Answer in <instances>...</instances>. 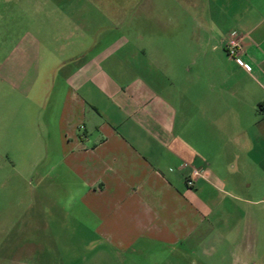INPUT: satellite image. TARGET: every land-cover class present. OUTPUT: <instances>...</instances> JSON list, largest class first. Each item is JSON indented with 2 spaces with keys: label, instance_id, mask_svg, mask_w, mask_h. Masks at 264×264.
<instances>
[{
  "label": "crops",
  "instance_id": "crops-1",
  "mask_svg": "<svg viewBox=\"0 0 264 264\" xmlns=\"http://www.w3.org/2000/svg\"><path fill=\"white\" fill-rule=\"evenodd\" d=\"M216 1L0 0L1 83L29 97L56 66L28 134L50 218L113 250L193 241L264 264V0ZM24 107L0 106L1 140Z\"/></svg>",
  "mask_w": 264,
  "mask_h": 264
},
{
  "label": "rangeland",
  "instance_id": "rangeland-1",
  "mask_svg": "<svg viewBox=\"0 0 264 264\" xmlns=\"http://www.w3.org/2000/svg\"><path fill=\"white\" fill-rule=\"evenodd\" d=\"M218 3L223 0L214 4L219 7ZM41 67L40 79L29 97L0 81V106L29 105L19 118H8V136L6 140L0 139V164L5 171L3 184L0 180V264H20V258L25 264H229L225 245L215 256L194 250L193 241L168 247L142 241L132 250L119 251L102 242L91 221H80L74 214L65 222L50 218L39 203L48 198V192L40 191L31 170L35 147L28 138L34 106L45 104L53 89L56 66L44 62ZM31 74L30 68L27 75ZM218 190L220 196L225 195V188ZM57 195L63 201L68 200L61 191ZM18 215L24 218L22 223L11 222Z\"/></svg>",
  "mask_w": 264,
  "mask_h": 264
},
{
  "label": "built area",
  "instance_id": "built-area-1",
  "mask_svg": "<svg viewBox=\"0 0 264 264\" xmlns=\"http://www.w3.org/2000/svg\"><path fill=\"white\" fill-rule=\"evenodd\" d=\"M226 48L229 52L230 55L236 58V60L240 63L243 64V60L239 56L240 48H241V41L237 35L236 31H233L226 42ZM202 176V171L197 169V168H192V171L187 177V183L190 186H193L195 181Z\"/></svg>",
  "mask_w": 264,
  "mask_h": 264
}]
</instances>
